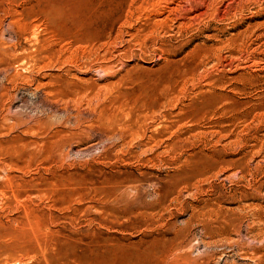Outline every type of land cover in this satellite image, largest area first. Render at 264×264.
<instances>
[{
    "label": "rangeland",
    "instance_id": "rangeland-1",
    "mask_svg": "<svg viewBox=\"0 0 264 264\" xmlns=\"http://www.w3.org/2000/svg\"><path fill=\"white\" fill-rule=\"evenodd\" d=\"M0 264H264V0H0Z\"/></svg>",
    "mask_w": 264,
    "mask_h": 264
}]
</instances>
